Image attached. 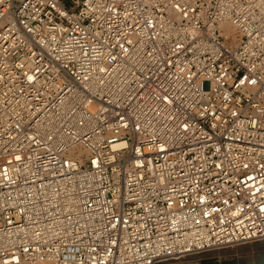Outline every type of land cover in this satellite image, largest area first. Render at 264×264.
<instances>
[{"label":"built area","instance_id":"built-area-1","mask_svg":"<svg viewBox=\"0 0 264 264\" xmlns=\"http://www.w3.org/2000/svg\"><path fill=\"white\" fill-rule=\"evenodd\" d=\"M263 238L264 0H0V264Z\"/></svg>","mask_w":264,"mask_h":264},{"label":"rangeland","instance_id":"rangeland-1","mask_svg":"<svg viewBox=\"0 0 264 264\" xmlns=\"http://www.w3.org/2000/svg\"><path fill=\"white\" fill-rule=\"evenodd\" d=\"M254 241H256V240H254ZM251 242L242 243V244H238V245H234V246L221 247V248H218V249H212V250H221V249L226 250V249H229V250H233V251H229L228 250L229 252H225V253H220V252L215 253V254L213 253L212 255H210V257H211L212 260L216 261L219 264H223V263H225V261L238 264V261H239L240 257H248V256L254 257L256 255L257 251L259 250V249L256 250L254 248L248 249L245 252L236 250L237 246L243 245V244H249ZM210 251H211V249H210ZM232 253H234V254H232ZM189 256H191V255H189ZM189 256H185V257H183V258H181L179 260H176L174 263L175 264H201V262L203 260H206V259L202 260L200 258L186 260ZM167 264H169V263H167Z\"/></svg>","mask_w":264,"mask_h":264},{"label":"water","instance_id":"water-1","mask_svg":"<svg viewBox=\"0 0 264 264\" xmlns=\"http://www.w3.org/2000/svg\"><path fill=\"white\" fill-rule=\"evenodd\" d=\"M262 245V244H261ZM243 252L247 251V250H242ZM213 251H205L204 253L201 252V255L198 256L200 257V259H206V260H203L201 262V264H218L216 261L212 260L211 257L209 255H212ZM170 264H175L173 263H170ZM223 264H235V263H231V262H225ZM238 264H264V245L257 251L256 255L254 257H240L239 258V261H238Z\"/></svg>","mask_w":264,"mask_h":264},{"label":"bare ground","instance_id":"bare-ground-1","mask_svg":"<svg viewBox=\"0 0 264 264\" xmlns=\"http://www.w3.org/2000/svg\"><path fill=\"white\" fill-rule=\"evenodd\" d=\"M242 244V243H241ZM262 244V245H261ZM234 245H238V244H233V245H228V246H234ZM264 245V238L263 239H259V240H256V241H252L251 243H249V244H243V245H239V246H237V248H236V250L237 251H242V250H248V249H251V248H254V249H260L262 246ZM224 247V246H223ZM226 247V246H225ZM218 248H221V247H216V248H212V249H218ZM211 249V251H213L212 253H218V252H220V253H225V252H229V251H233V250H229V249H226V250H224V249H221V250H212ZM229 250V251H228ZM235 250V249H234ZM205 251H208V250H203V251H201V252H205ZM209 251H210V249H209ZM201 252H198V253H195V254H191V256H189L186 260H189V259H196V258H200V257H198V256H200L201 255ZM205 254V253H204ZM232 254H234V253H232ZM210 256V255H209ZM231 259V258H230ZM185 260V261H186ZM225 260V259H224ZM198 261V260H197ZM231 261V260H230ZM175 261H173V263H174ZM226 262V261H225ZM167 263H172V261H167V262H163V263H161V264H167ZM197 263V262H196ZM219 264V263H218Z\"/></svg>","mask_w":264,"mask_h":264}]
</instances>
